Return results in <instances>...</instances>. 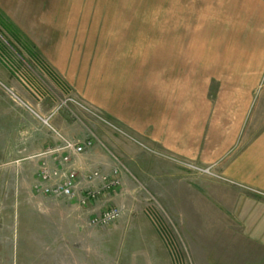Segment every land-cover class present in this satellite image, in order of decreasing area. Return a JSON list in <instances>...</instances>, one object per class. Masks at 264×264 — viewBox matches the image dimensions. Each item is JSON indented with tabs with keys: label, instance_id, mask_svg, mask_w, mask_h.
I'll return each mask as SVG.
<instances>
[{
	"label": "rangeland",
	"instance_id": "1",
	"mask_svg": "<svg viewBox=\"0 0 264 264\" xmlns=\"http://www.w3.org/2000/svg\"><path fill=\"white\" fill-rule=\"evenodd\" d=\"M0 18L19 31L0 25V264H264V0H0ZM43 110L77 120L56 146L93 138L80 177L118 182L87 210L36 193L44 156L9 147ZM65 206L76 235L37 212ZM105 208L122 214L89 225Z\"/></svg>",
	"mask_w": 264,
	"mask_h": 264
},
{
	"label": "built area",
	"instance_id": "2",
	"mask_svg": "<svg viewBox=\"0 0 264 264\" xmlns=\"http://www.w3.org/2000/svg\"><path fill=\"white\" fill-rule=\"evenodd\" d=\"M6 90L15 98L14 93L6 88ZM94 116H97L102 122L113 127L106 119L96 115L94 112H87ZM58 137H61L60 133L49 124V117H42L37 115ZM61 146H55L49 148L40 155L44 156V159L40 162L39 168L36 173L35 181L33 184V190L36 193L45 195L54 199L67 200L71 202H77L79 206H86L92 200H95L104 190H108L118 182L111 180L108 176L103 175L97 170L90 171L83 176H79L74 166H72V160L74 157L79 156L87 149L93 146L94 140L91 136L79 138L75 140L63 139ZM67 150L66 153L59 154L60 150ZM151 151V148H150ZM49 157L50 159L46 158ZM52 160V161H51ZM49 162H56L54 166H50ZM114 173L116 171L114 170ZM85 181L86 184H82ZM101 182L104 189H100L94 185V182ZM122 212L115 208H105L98 215L92 216L89 219V225H106L116 221Z\"/></svg>",
	"mask_w": 264,
	"mask_h": 264
},
{
	"label": "crops",
	"instance_id": "3",
	"mask_svg": "<svg viewBox=\"0 0 264 264\" xmlns=\"http://www.w3.org/2000/svg\"><path fill=\"white\" fill-rule=\"evenodd\" d=\"M4 65L7 66V64L4 62ZM8 67V66H7ZM5 69V68H4ZM5 79V78H3ZM6 80V79H5ZM262 90L264 91V83H262ZM31 91L33 92V94L36 96L37 99L39 98V92H35L31 89ZM44 97V96H42ZM28 114L27 118L29 117V119H27L26 121H20V125L19 126H25V130L24 132H20L21 136L22 133L24 134L23 137V142L16 140V144L15 145H11L9 147H13V148H18L20 150H28L29 148H38V150H40L39 153V159H40V154L42 152H44V150L52 148L56 145L59 144V139L57 137V135L51 132V130L46 126H40V121L37 124L40 129L38 127H35L36 125H34L33 122L36 123V119H38L39 116L45 117L47 115H50V121H51V125L53 126V128H55L58 132L61 131L62 128L67 127H72V125L77 123V120H75L73 118V116L71 115V112H26ZM40 119V118H39ZM38 119V120H39ZM19 123V122H18ZM81 124V122H80ZM18 126V127H19ZM84 126V125H83ZM84 127L87 128V126L85 125ZM22 128V127H21ZM56 135V136H55ZM14 143L15 139L11 140L10 143ZM264 148V134H262L258 140H256L255 142V146L254 148H258V147ZM37 153V155H38ZM28 158V156H22L19 157L17 159H15L14 162L18 163L21 162L23 160H26ZM98 200V199H97ZM97 200L91 201L92 203L96 202ZM90 202V203H91ZM86 207L87 210V206H83ZM40 213H43L44 215H48L49 213H57V219L59 221V224L64 225L65 227H67L69 229V232L72 234L77 233V231L81 232L83 229V224L84 221H77V217H81V214L77 213V210H75L72 206H65V207H43L42 210L37 211ZM84 211L82 210L80 213H83ZM78 214V216H77ZM86 217V215H83ZM46 218V216H45ZM90 218V217H89ZM89 224V223H88ZM87 227V226H86ZM72 229V230H70ZM85 230H91V228H86ZM69 233V234H70Z\"/></svg>",
	"mask_w": 264,
	"mask_h": 264
},
{
	"label": "trees",
	"instance_id": "4",
	"mask_svg": "<svg viewBox=\"0 0 264 264\" xmlns=\"http://www.w3.org/2000/svg\"><path fill=\"white\" fill-rule=\"evenodd\" d=\"M0 25L3 28H5L6 30H10L11 32L17 33V31H18L17 28L11 22L6 23V21L2 18H0ZM18 33H19V31H18Z\"/></svg>",
	"mask_w": 264,
	"mask_h": 264
}]
</instances>
